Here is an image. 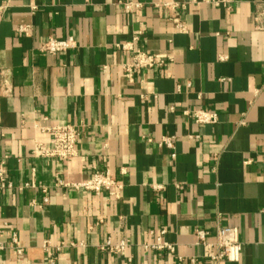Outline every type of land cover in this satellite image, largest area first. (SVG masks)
Returning <instances> with one entry per match:
<instances>
[{
    "label": "crops",
    "instance_id": "1",
    "mask_svg": "<svg viewBox=\"0 0 264 264\" xmlns=\"http://www.w3.org/2000/svg\"><path fill=\"white\" fill-rule=\"evenodd\" d=\"M115 1L0 0V162L12 184L0 190V241L15 233L25 252L7 248L0 264H38L44 242L55 264H215L194 232L212 242L219 227L237 228L241 244L239 262L223 264H264V30L254 22L264 0H230L228 10L137 0L132 15ZM137 33L139 49L172 62L128 84L130 54L115 44ZM68 37L72 50H39ZM185 109L218 121L195 125ZM63 124L78 130L77 155H33L35 144L51 147L37 128ZM164 136L171 149L158 145ZM95 171L113 174L119 200L68 187ZM160 230L172 253L144 248ZM106 240L128 246L114 254L101 249Z\"/></svg>",
    "mask_w": 264,
    "mask_h": 264
},
{
    "label": "built area",
    "instance_id": "2",
    "mask_svg": "<svg viewBox=\"0 0 264 264\" xmlns=\"http://www.w3.org/2000/svg\"><path fill=\"white\" fill-rule=\"evenodd\" d=\"M211 5L215 7H223L226 10L229 9L230 0H209ZM118 6L123 14L132 15L142 8V3L137 0H116L113 3ZM163 7L169 9H176L185 7L184 3L169 2L163 3ZM4 6H0L2 10ZM30 10L34 11L35 6H30ZM254 22H256V29L264 30V4L261 6L259 11L254 17ZM175 28L179 33H186V28L181 22L175 24ZM31 27L29 25H20L17 28V33L20 35H28L30 33ZM140 33L132 36L130 41L115 44V48L119 49L124 53H129V61L122 64V71L124 77L128 84H132L137 77V75L144 70L152 69H162L171 64L172 59L166 54H148L145 51L139 49L136 43L139 41ZM75 47V41L73 38L68 37L62 40H57L54 38H48L45 40L39 50L47 54H63ZM179 86H177V90ZM8 89H3V94H8ZM146 99L145 96H142ZM171 112L174 110L173 107L169 109ZM182 115L190 117L195 125H213L218 121V115L215 111L204 110V109H194V110H183ZM40 133L48 134L51 137V147L46 148L42 144H35L32 154L42 158H56L58 160L67 161L74 158L77 155L76 143L79 137L78 130L75 126L69 124L63 125H53L50 127H40L37 128ZM173 137H162L158 145L165 146L171 149L173 147ZM174 158V155H171ZM249 161L246 162V164ZM264 164V159H263ZM60 185V183H59ZM63 185V184H61ZM67 186V185H63ZM74 190H82L87 193L94 195H99L105 193L115 200L121 198L120 193L122 186L117 183L113 174L109 171L105 172H93L87 179L69 184ZM12 188L11 182L7 178V170L5 167L4 160L0 162V190H9ZM45 194V189L42 190ZM43 203L48 202V198L45 196L42 199ZM165 230H160L155 236L154 240L150 243L144 245L147 250L153 251H166L172 253L174 246L169 244L163 239ZM194 236L196 239V245H200L204 252L205 258L210 262L215 264L223 263H237L240 260L241 244L238 239V230L235 227H219L216 229L213 235V241L208 242L207 237H209V232L204 230H195ZM128 243L125 241H119L117 243H112L111 240H106V242L101 246V249L107 250L114 254L122 253ZM11 249L14 254L21 258L24 255V248L17 238L15 233H11L9 236V242L0 241V252ZM43 248L46 251V259L40 261L38 264H55V259L49 250L48 243L44 242ZM188 264H197L195 258H191L187 262Z\"/></svg>",
    "mask_w": 264,
    "mask_h": 264
}]
</instances>
